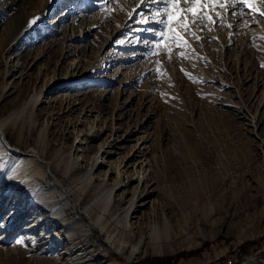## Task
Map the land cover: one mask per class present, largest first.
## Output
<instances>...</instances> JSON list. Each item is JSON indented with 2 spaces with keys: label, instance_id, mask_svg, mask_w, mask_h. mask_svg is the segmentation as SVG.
I'll list each match as a JSON object with an SVG mask.
<instances>
[{
  "label": "rangeland",
  "instance_id": "obj_1",
  "mask_svg": "<svg viewBox=\"0 0 264 264\" xmlns=\"http://www.w3.org/2000/svg\"><path fill=\"white\" fill-rule=\"evenodd\" d=\"M41 1L0 0L5 36L23 15L41 18L27 40L0 37V118L40 94L3 127L0 264H263L264 0H175L156 36L140 29L163 0ZM29 150L64 186L85 174L92 196L65 205L79 193L60 196ZM126 223L136 237L159 232L133 262L128 248L108 254L101 231L124 235Z\"/></svg>",
  "mask_w": 264,
  "mask_h": 264
},
{
  "label": "bare ground",
  "instance_id": "obj_2",
  "mask_svg": "<svg viewBox=\"0 0 264 264\" xmlns=\"http://www.w3.org/2000/svg\"><path fill=\"white\" fill-rule=\"evenodd\" d=\"M16 2L19 0H15ZM58 0H42L41 4H42V8L44 7H48V5L56 2ZM148 0L144 1V5L143 7H146L148 5L147 3ZM41 8V9H42ZM44 10V9H43ZM46 10V8H45ZM44 10V11H45ZM43 11V12H44ZM33 18H37L41 19L40 16L39 17H28V15H23L22 17H20L16 22L14 27L11 29V32L8 33L7 36H5L6 33V29H0V37L3 38V36H5V43L7 45L15 43L17 41H19L20 39L24 38L25 40L28 39V37L30 35H33L36 27L39 25L38 23H30V21ZM24 31V32H23ZM26 32V33H25ZM71 82L70 80H62L59 83H50L49 84V89H54V88H59V87H63V86H67L70 85ZM40 97V94H34L32 95L23 105L21 108L17 109V110H13L12 112H10L9 114H7L6 116L0 118V148L2 150H6V146L7 145V141L5 140V134H4V130L3 127L12 122L14 119H16L28 106L33 107L35 105V103L38 102ZM111 145L106 146V148H104L101 151V155L100 156H96L93 160V163L90 166V170L96 165V164H103L105 163L107 160L106 158L108 156H110V154H112L114 151L112 150ZM9 148H11L9 146ZM27 157L28 160L33 163L36 167H41L44 168L46 170V173L48 174H52V167L50 165V162L45 160L44 158H42L37 152L29 150L27 152L24 153ZM116 159H114L115 161ZM128 161V160H127ZM144 159H141L139 161H136L135 164H141L143 163ZM116 162V161H115ZM118 164V163H117ZM134 164V165H135ZM133 165V166H134ZM116 166V165H115ZM128 164L125 162L123 164V167H127ZM119 165L116 166V168H118ZM125 169V168H124ZM117 170V169H116ZM122 171V169H119L118 171H113V173H115L116 178H118L119 173ZM89 171H87L88 173ZM45 173V172H44ZM43 173V174H44ZM86 173V172H84ZM54 175V174H52ZM85 175V174H84ZM83 174L80 173V176H77L73 181V185L70 186H64L61 183V180L57 177V176H53V180H52V184L54 186V188L59 192L60 196H66L67 198H71L72 194L76 193V191L79 193V197L78 198H71V200H67L65 202V205H69L71 204L72 206H78L80 205V199H84V198H90L92 196V193L94 192V190L91 189H87L85 191H83L81 189V179L84 177ZM133 178V177H132ZM132 187H137L139 185V183L142 181V178H138L137 179H129L127 180V182H121L120 180L111 188V190L109 191V193L106 194V199L102 200L98 205V207H100L101 209L105 210L108 206L109 200H110V196L112 193V190L115 187H122V186H127L129 183H134ZM144 182V181H143ZM81 183V184H80ZM142 183V182H141ZM146 186V185H145ZM97 187V186H96ZM71 201V202H70ZM139 206H146V204H149L151 202L150 199H148V194H144L140 197L139 199ZM93 203L96 204L95 201H93ZM80 211L82 212V214L87 218L89 227L94 228L96 222L98 221V223H100V215L96 214L95 217H92V211H86L84 208H80ZM124 235L123 233H119L117 234V232H111L107 229H105L104 226H102L101 231L102 233H105L106 236V240H105V244H106V249L108 254H113L116 255L117 257H123V252L126 248H128V254L125 256V259L127 262H133L135 260H137L140 256H142L144 254V240L145 238H151L153 236V239H155V241H159V232L157 233V231L153 228V229H149L150 231L146 234H141L139 237H136L135 232L133 227L130 225L128 226L127 223L124 226ZM147 238V239H148ZM78 249L75 251L77 252ZM264 264V263H263Z\"/></svg>",
  "mask_w": 264,
  "mask_h": 264
},
{
  "label": "snow or ice",
  "instance_id": "obj_3",
  "mask_svg": "<svg viewBox=\"0 0 264 264\" xmlns=\"http://www.w3.org/2000/svg\"><path fill=\"white\" fill-rule=\"evenodd\" d=\"M143 2V0H142ZM155 2V0H154ZM192 2H195V0H192ZM164 3V8L162 10L158 9L156 15H147V18L142 20V24L145 25L144 27H141V31H147V32H151L153 33L154 36L157 35V30L151 27V24L153 22L155 23H159V24H164L165 21L163 19H159V16H170V13L168 11V7L170 4L174 5L175 4V0H163ZM201 19H203V17L201 16ZM210 19V18H209ZM37 20V18H33L30 23H35ZM194 23V20L192 21ZM180 23V25L186 30H189V25L188 24H184L183 21L178 22ZM162 37V31L159 34ZM194 35V34H193ZM170 39H175V37H170ZM139 42V40H138ZM22 240H17V243H22Z\"/></svg>",
  "mask_w": 264,
  "mask_h": 264
},
{
  "label": "built area",
  "instance_id": "obj_4",
  "mask_svg": "<svg viewBox=\"0 0 264 264\" xmlns=\"http://www.w3.org/2000/svg\"><path fill=\"white\" fill-rule=\"evenodd\" d=\"M261 250H263V249H261ZM261 250H259V251H261ZM263 251H264V250H263ZM263 251H262V252H263ZM222 261H223L222 264H233L232 261H231V259L228 258V257L225 258V259L223 258ZM237 264H245V262H244V261H240V262H238Z\"/></svg>",
  "mask_w": 264,
  "mask_h": 264
}]
</instances>
